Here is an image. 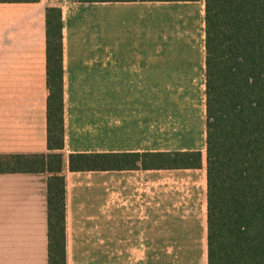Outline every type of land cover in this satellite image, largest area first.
I'll list each match as a JSON object with an SVG mask.
<instances>
[{"label":"crops","instance_id":"0c3cea01","mask_svg":"<svg viewBox=\"0 0 264 264\" xmlns=\"http://www.w3.org/2000/svg\"><path fill=\"white\" fill-rule=\"evenodd\" d=\"M205 0H0V155L49 153L47 8L62 12L66 264H208ZM201 151L79 170L72 153ZM49 172H0V264H49Z\"/></svg>","mask_w":264,"mask_h":264},{"label":"trees","instance_id":"16d2710c","mask_svg":"<svg viewBox=\"0 0 264 264\" xmlns=\"http://www.w3.org/2000/svg\"><path fill=\"white\" fill-rule=\"evenodd\" d=\"M104 1V0H78ZM208 264H264V0H205ZM62 12L47 8L49 153L0 172H49V264H66ZM201 151L72 153L71 170L199 168Z\"/></svg>","mask_w":264,"mask_h":264}]
</instances>
